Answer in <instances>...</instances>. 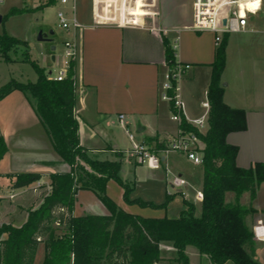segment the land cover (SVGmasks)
Returning a JSON list of instances; mask_svg holds the SVG:
<instances>
[{
    "label": "crops",
    "instance_id": "crops-1",
    "mask_svg": "<svg viewBox=\"0 0 264 264\" xmlns=\"http://www.w3.org/2000/svg\"><path fill=\"white\" fill-rule=\"evenodd\" d=\"M22 2L26 4L27 0ZM38 3L39 6L32 11L46 7L45 0H38ZM76 16L83 27L69 30L71 38L68 40H75L78 46L74 113L79 123L80 144L92 159L120 160L121 178L135 186L136 175L145 166L131 156L126 129L138 141L153 143L154 146L157 139L167 143L179 132V124L171 119V104L162 97V84L168 70L164 38L176 46L177 61L190 65L178 86L185 116L193 121L209 113L204 102L208 101L207 92L218 47L214 33L193 28L194 0H77ZM253 27L254 30L241 33L264 35L263 24H253ZM232 49L229 34L227 63L222 75V83L225 82L224 100L232 107L246 110L248 127L244 131L231 132L227 140L239 147L237 164L249 168L255 162H264V72L260 69L249 77L243 74L238 79H228L226 73L229 51ZM53 56L55 62L58 56ZM46 72L50 74L53 70L46 68ZM17 91L20 90L13 91L5 98ZM15 95L18 96H14L11 113L0 131L8 146L4 156L5 169L0 173L32 172L42 177L23 188H14L13 178L6 175L0 177V212L6 215L5 219H0V226L4 223L21 226L28 217V211H23V208L33 206L37 199L40 204L42 192L50 189V174L71 170V166L54 148L30 96L27 93ZM122 114L125 116V127L120 121ZM165 155L162 156L163 160L166 159ZM127 165L131 171L126 170ZM147 169L153 177L162 178L163 168L162 172ZM177 175L188 182L186 190L189 197L184 199L193 202L190 197L195 198L196 192L202 190L203 173L200 187L194 186L192 180L182 172ZM172 179H165V187L167 196L173 197L181 192L173 189ZM106 192L126 212L142 217H164L143 216L132 211L123 201L124 189L114 179L108 181ZM11 193H16L12 199L9 198ZM16 198L22 201L13 204ZM197 201L200 207L202 201ZM240 201L255 209L246 216V223L254 231L258 258L264 264V182L259 185L254 199L249 192H244ZM193 203L197 210L198 203ZM109 213L108 207L92 190L80 189L76 194L74 215ZM5 237L3 235L1 238ZM42 247L43 244H40L36 259Z\"/></svg>",
    "mask_w": 264,
    "mask_h": 264
},
{
    "label": "trees",
    "instance_id": "trees-1",
    "mask_svg": "<svg viewBox=\"0 0 264 264\" xmlns=\"http://www.w3.org/2000/svg\"><path fill=\"white\" fill-rule=\"evenodd\" d=\"M54 2L50 0L46 6ZM27 11L12 7L5 17ZM228 36L226 34L217 47L213 62L207 92L210 104L207 131L200 132L185 118L180 124L181 129L195 133L204 145L201 149L204 195L201 213L197 215L196 205L185 198L178 217L152 218L126 212L107 195V183L114 179L124 187L125 198L131 201L133 185L120 176L122 162L92 159L80 144L79 123L74 113L76 61H71L65 79L49 78L46 68L31 59L25 40L0 34L1 58L13 62L16 60L13 53L24 48L22 60L30 61L37 72L35 82L11 79L3 84L0 101L16 90L29 94L54 148L71 166L69 172L50 174V192L37 208L28 211L27 220L21 226L12 223L0 226V264H35L40 244L45 246L42 264H160L166 246L171 247L173 261L179 264H190L188 246L196 247L213 264L230 261L263 264L258 258L254 231L246 223V216L255 209L240 200L244 192H249L252 199L256 197L259 185L264 182V162H255L249 168L240 167L237 164L239 147L227 140L231 132L248 127L246 110L232 107L224 100L222 75L227 63ZM164 41L166 63L172 68L177 61L176 49L167 38ZM170 104L174 110L173 103ZM155 146L164 148L166 142L157 139ZM7 152L5 137L0 132V161ZM3 175L14 179V188L29 186L42 177L32 172L0 173V177ZM80 189L92 190L110 213L74 215L76 194ZM228 192L235 194L232 203L226 201ZM170 199L172 195L167 196L165 204ZM135 201L145 204L140 199ZM3 235L6 237L2 239Z\"/></svg>",
    "mask_w": 264,
    "mask_h": 264
},
{
    "label": "rangeland",
    "instance_id": "rangeland-1",
    "mask_svg": "<svg viewBox=\"0 0 264 264\" xmlns=\"http://www.w3.org/2000/svg\"><path fill=\"white\" fill-rule=\"evenodd\" d=\"M23 4L22 0H5L4 2H0V16H2V20L0 21V34L7 33L19 39L25 40L28 43L31 59L36 61L40 66L52 69L53 73H56L60 69L61 56L64 55V42L71 38L70 31L62 28L58 24L57 10L59 5H50L46 6L43 10L38 9L36 11H32L39 6L38 0H27L26 4ZM15 6H24V8L29 11L5 17L9 10ZM252 21L256 26L262 25L263 15L260 14L259 16L253 17ZM41 31L44 40L38 39V35ZM51 31L53 32L52 34ZM250 41L254 43H249ZM53 46L55 49H53ZM231 46L233 49L229 51V66L226 73L228 79H238L243 74L249 77L260 69L264 72V35L257 33H231ZM23 50L24 48L20 47L17 54L13 53V56L16 59L13 62L4 61L0 56V87L11 79L21 82H35L37 80V72L33 64L30 61L22 60ZM53 55L58 56L56 62L52 60ZM22 92L17 91L15 94L26 93ZM15 94L0 102V131L3 123L11 113V108L15 101L14 96H18ZM30 99L33 101L31 96ZM151 146H154L153 143ZM165 157L166 159L162 162V166L164 167L161 166L159 168H151L148 164H143L145 167L142 172L139 171L137 173L135 186H133L129 195V199L131 201L125 198L124 187L115 180V182L124 189L123 201L132 211L139 212V214L143 216L158 215L164 217H178L184 206V196L177 193L173 195L172 199H170L167 204H165L167 200L165 179L170 180V178L172 179L179 172H182L186 177H189L194 186L200 187L201 176L203 173L201 164L193 163L187 159L185 152L178 150L168 152ZM133 159L135 158L133 157ZM5 164L6 158H4L0 163V171L5 169ZM81 164L85 166V168H89L82 161ZM147 168L160 170V172L163 171V173H161L162 178L153 177ZM162 168L165 171L162 170ZM126 170L131 171L129 165H127ZM4 183H6V180ZM44 187L47 186L45 185ZM49 192L50 189L42 192V201ZM234 196L235 194L233 192H228L226 201L228 203H232L234 201ZM138 199L144 201L145 204L135 201ZM190 199L193 200V202L198 203L196 212L197 215H200L201 206L199 207V202L195 198L190 197ZM20 201H22V199L16 198L13 200V204ZM39 201L40 200L37 199L36 202L33 203V206L27 205L23 208V211H29L31 208H37L42 203L41 202L39 204ZM37 204L39 205L36 206ZM5 216V213L1 211L0 219H5ZM55 226L58 227V225ZM131 241L132 240L129 239L128 244H130ZM165 249L166 250L163 252L164 259L160 264H179L173 261L174 253L171 247L166 246ZM186 253L190 258V264H213L207 255L201 254L194 246H188ZM44 255L45 246L43 244L41 251L39 250L38 252L35 264H42ZM227 264L234 263L230 261Z\"/></svg>",
    "mask_w": 264,
    "mask_h": 264
},
{
    "label": "built area",
    "instance_id": "built-area-1",
    "mask_svg": "<svg viewBox=\"0 0 264 264\" xmlns=\"http://www.w3.org/2000/svg\"><path fill=\"white\" fill-rule=\"evenodd\" d=\"M5 0H0L4 2ZM50 0H45L47 4ZM61 7L57 11V20L59 26L66 30L81 29L83 25L76 16L77 0H55ZM263 15L264 30V0H194V25L193 28L198 31H211L214 33V41L219 46L226 34L241 33L254 30L253 17ZM226 22L224 23V21ZM64 55L61 56L60 69L56 73H50L49 78L63 80L67 77L71 66V61L76 60L78 56V46L75 40H66L64 42ZM176 49V46H173ZM58 59V58H57ZM55 60V62L57 61ZM190 68L189 64L175 62L172 68L168 67L162 84V97L173 103L171 119L179 124L178 134L166 143V146L157 149L145 141H138L135 135L128 133L131 148L129 152L140 164H148L151 168L161 167L163 155L170 151L178 150L186 153L187 157L195 164H202L203 157L201 149L203 142L193 132H186L181 129L180 124L185 116L184 102L180 98L178 83ZM76 81V77H75ZM173 81L176 84H173ZM173 91V94H171ZM204 106L210 109L209 101L204 102ZM209 114V113H208ZM208 114L200 119L189 121L200 132H206L208 128ZM124 115H120V121L125 127ZM188 182L180 175H175L172 179L173 189L180 191L188 198L186 190ZM16 193H11L9 198H14ZM203 191L196 192V199L203 200Z\"/></svg>",
    "mask_w": 264,
    "mask_h": 264
},
{
    "label": "water",
    "instance_id": "water-1",
    "mask_svg": "<svg viewBox=\"0 0 264 264\" xmlns=\"http://www.w3.org/2000/svg\"><path fill=\"white\" fill-rule=\"evenodd\" d=\"M2 20V16H0V21ZM226 22V20L224 21V23ZM53 32L51 31V34H52ZM38 39L39 40H44V37H43V34H42V31L39 33V35H38ZM53 49H55V47L53 46ZM53 59H55V57L53 56ZM224 85H226V84H224Z\"/></svg>",
    "mask_w": 264,
    "mask_h": 264
}]
</instances>
